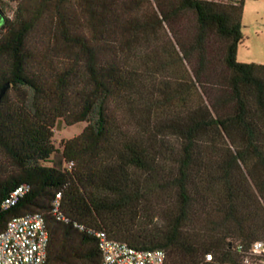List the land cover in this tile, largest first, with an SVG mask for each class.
I'll list each match as a JSON object with an SVG mask.
<instances>
[{
  "label": "trees",
  "instance_id": "obj_1",
  "mask_svg": "<svg viewBox=\"0 0 264 264\" xmlns=\"http://www.w3.org/2000/svg\"><path fill=\"white\" fill-rule=\"evenodd\" d=\"M11 1L0 202L29 190L0 231L40 212L45 264H101L88 229L164 264H241L264 241V64L236 59L244 0ZM57 119L85 122L58 148Z\"/></svg>",
  "mask_w": 264,
  "mask_h": 264
},
{
  "label": "built area",
  "instance_id": "obj_2",
  "mask_svg": "<svg viewBox=\"0 0 264 264\" xmlns=\"http://www.w3.org/2000/svg\"><path fill=\"white\" fill-rule=\"evenodd\" d=\"M28 190L26 184L17 185L0 202V209L6 210L16 205ZM59 203L60 194L56 193L51 201L52 212L57 218L64 219L59 211ZM87 231L97 238L101 264H164L162 249H136L109 237L103 231ZM47 241L48 232L40 212L12 216L0 231V264H45ZM238 251H242L241 246H238ZM205 258L210 260V255L206 254ZM241 264H264V241L252 242L243 251Z\"/></svg>",
  "mask_w": 264,
  "mask_h": 264
},
{
  "label": "rangeland",
  "instance_id": "obj_3",
  "mask_svg": "<svg viewBox=\"0 0 264 264\" xmlns=\"http://www.w3.org/2000/svg\"><path fill=\"white\" fill-rule=\"evenodd\" d=\"M225 1V0H216ZM15 1L0 2V24L6 17L11 19ZM242 40L237 46L236 59L240 62H257L264 64V0H244L241 13ZM85 122L72 125L57 119L52 128V142L56 148L60 143L77 135Z\"/></svg>",
  "mask_w": 264,
  "mask_h": 264
},
{
  "label": "water",
  "instance_id": "obj_4",
  "mask_svg": "<svg viewBox=\"0 0 264 264\" xmlns=\"http://www.w3.org/2000/svg\"><path fill=\"white\" fill-rule=\"evenodd\" d=\"M8 87V83H5L1 86L0 88V97L3 95V93L5 92V90L7 89Z\"/></svg>",
  "mask_w": 264,
  "mask_h": 264
}]
</instances>
